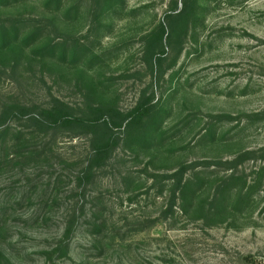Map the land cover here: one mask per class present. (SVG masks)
I'll return each mask as SVG.
<instances>
[{"label": "rangeland", "instance_id": "obj_1", "mask_svg": "<svg viewBox=\"0 0 264 264\" xmlns=\"http://www.w3.org/2000/svg\"><path fill=\"white\" fill-rule=\"evenodd\" d=\"M0 264H264V0H0Z\"/></svg>", "mask_w": 264, "mask_h": 264}, {"label": "trees", "instance_id": "obj_2", "mask_svg": "<svg viewBox=\"0 0 264 264\" xmlns=\"http://www.w3.org/2000/svg\"><path fill=\"white\" fill-rule=\"evenodd\" d=\"M144 113H145L144 111L139 110V107H136L134 110H132L125 116V119H130L127 121L126 125L129 126L135 119L139 120L144 115ZM34 118L37 122L46 124L47 128L70 126L75 123L88 127L94 126V124H92L93 123L92 118L71 117L70 115H68L59 108L43 109L42 114L36 115ZM121 124H122L121 122L114 123V126L120 127ZM103 125L105 128L108 127L107 122H104ZM116 144H117V139H115L114 137L111 138L108 137L106 139L96 138L91 150V156H90L91 161L92 158L97 163H101L102 161H104V159L108 158L110 152L114 149ZM92 167H93L92 163H89L87 169H91ZM186 170H187V166H181L180 168L177 169L176 172H174V174L169 175V178H176L177 180L175 184L176 189H178L179 186L181 185L180 181L183 178V175ZM245 259L250 261V263H252L251 258L249 256H246Z\"/></svg>", "mask_w": 264, "mask_h": 264}]
</instances>
